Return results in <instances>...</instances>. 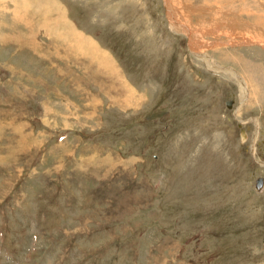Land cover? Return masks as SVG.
Wrapping results in <instances>:
<instances>
[{
    "label": "rangeland",
    "instance_id": "rangeland-1",
    "mask_svg": "<svg viewBox=\"0 0 264 264\" xmlns=\"http://www.w3.org/2000/svg\"><path fill=\"white\" fill-rule=\"evenodd\" d=\"M38 1L0 0V264H264V48L228 15L264 0Z\"/></svg>",
    "mask_w": 264,
    "mask_h": 264
},
{
    "label": "bare ground",
    "instance_id": "bare-ground-1",
    "mask_svg": "<svg viewBox=\"0 0 264 264\" xmlns=\"http://www.w3.org/2000/svg\"><path fill=\"white\" fill-rule=\"evenodd\" d=\"M185 1V0H184ZM230 1V0H229ZM247 1V0H246ZM233 2V1H232ZM39 4H41V3H39ZM43 6V5H42ZM175 7V10H176V13L174 12L173 14L175 15V16H177L178 18L180 17V16H182V17H184V15H183V11L180 9V8H183V7H185V12H188V14H187V16H185L186 18H187V20H190L191 19V16L189 15V14H191V13H194V12H196V11H198L199 9L197 8V10L194 8V7H188V6H186V5H184L183 3L182 4H180V7H178V6H174ZM245 7V5H241V7H240V9H242V8H244ZM48 8H50V6H48L47 8H45L44 7V11L45 10H47ZM199 8H201V7H199ZM54 9V8H53ZM174 9V8H173ZM50 10V9H49ZM48 10V11H49ZM254 10V9H253ZM229 28H230V30L232 31V32H238L239 31V36L242 34V38L243 37H247V36H249L250 38H248V39H246V40H249V41H252V40H257L258 42H259V44L260 45H262V47L264 48V31H260L259 30V33H260V35H259V33L258 34H254L253 32H255L256 30H258V29H253V28H255L254 27V24L252 23V22H250V21H254V22H256V23H260V24H262V25H264V16H260V15H257L256 16V18L258 19H256V18H254V19H251L250 18V16H249V13H246L245 15L243 14V11H241L242 12V16L243 17H241L239 14H235V13H233V10H230V8H229ZM227 11V12H228ZM246 11V10H245ZM238 12V11H237ZM198 13V12H197ZM215 14H219V13H221V12H219V13H216V12H214ZM227 15V16H228ZM252 15V14H251ZM254 15V14H253ZM245 16H248V19H246L245 18ZM260 16V17H259ZM190 18V19H189ZM209 18V17H208ZM228 18V17H227ZM179 19H181V18H179ZM186 20V21H187ZM202 20H204V19H202ZM201 20V21H202ZM223 20V19H222ZM219 21V20H218ZM237 21H239V23H237ZM210 23V22H209ZM179 24H180V26H182V27H185V24L184 23H181L180 21H179ZM214 24V23H213ZM191 25H193V24H191ZM217 25V24H216ZM215 25V26H216ZM187 26V25H186ZM211 26H213L212 24H211ZM219 26V25H218ZM193 27V26H192ZM190 28L189 26H187L186 27V31L188 32V33H190V35H191V38H192V42L193 41H195L193 44H192V42L190 43V44H192V45H195V46H198V45H202V47L203 46H205L206 45V42L207 41H205V39H204V34L207 32H202V30H201V28L200 27H196V26H194V28ZM207 28V27H206ZM218 28V27H217ZM174 29V28H173ZM176 30V29H175ZM230 30L228 31V33L230 32ZM179 31V30H178ZM181 31V30H180ZM203 31H205V30H203ZM209 32V31H208ZM258 32V31H257ZM248 33V34H247ZM253 33V34H252ZM246 34V35H245ZM197 41V42H196ZM75 42V41H74ZM88 42V41H87ZM200 43V44H199ZM194 46V47H195ZM248 70V69H247ZM262 186H263V184H262ZM262 186L261 187H258V189L259 188H262Z\"/></svg>",
    "mask_w": 264,
    "mask_h": 264
},
{
    "label": "crops",
    "instance_id": "crops-1",
    "mask_svg": "<svg viewBox=\"0 0 264 264\" xmlns=\"http://www.w3.org/2000/svg\"><path fill=\"white\" fill-rule=\"evenodd\" d=\"M41 1L42 0H39L38 3H40ZM54 3L59 8V5L57 4V2L54 1ZM30 6L33 8H35V7L37 8V6L34 4V2L30 3ZM38 7H40V5H38ZM60 9L61 8L55 10V9L51 8V11L49 10V14L45 15V17H48V16L51 17V14L54 15L53 13H56L59 16L62 15L65 17V21H64V24L61 26V29L59 27L53 28V29H56L57 32L65 34V37H60L59 44L58 45L56 44V48L53 45V48L54 49H57V48L61 49V47H64V46L67 47L69 45L68 47L70 48V46H71V49H73L75 51L76 55H79V54L88 55L87 50L89 48H91V45L92 46L94 45V47H93L94 49L97 48L95 46L96 44L93 41L92 37H90L89 35H87V33L83 32L81 29H79L78 26H75L72 22L67 21L66 14H64L62 12V9L60 11ZM41 24H42V22H41ZM56 25H58V24H56ZM50 40H52V42H53L54 38H51ZM103 56H105V59H106L107 58L106 56H108V55L105 53V54H103ZM62 59H64V57ZM105 68H110V69L116 70V67L114 65H112L111 63H106Z\"/></svg>",
    "mask_w": 264,
    "mask_h": 264
},
{
    "label": "water",
    "instance_id": "water-1",
    "mask_svg": "<svg viewBox=\"0 0 264 264\" xmlns=\"http://www.w3.org/2000/svg\"><path fill=\"white\" fill-rule=\"evenodd\" d=\"M262 180L261 179H259V184H258V187H260L262 184Z\"/></svg>",
    "mask_w": 264,
    "mask_h": 264
}]
</instances>
